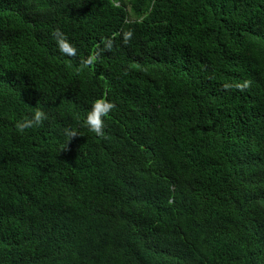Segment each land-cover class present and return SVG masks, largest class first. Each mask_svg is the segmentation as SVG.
I'll return each mask as SVG.
<instances>
[{
    "label": "trees",
    "instance_id": "16d2710c",
    "mask_svg": "<svg viewBox=\"0 0 264 264\" xmlns=\"http://www.w3.org/2000/svg\"><path fill=\"white\" fill-rule=\"evenodd\" d=\"M0 264H264V0H0Z\"/></svg>",
    "mask_w": 264,
    "mask_h": 264
},
{
    "label": "clouds",
    "instance_id": "9594fccd",
    "mask_svg": "<svg viewBox=\"0 0 264 264\" xmlns=\"http://www.w3.org/2000/svg\"><path fill=\"white\" fill-rule=\"evenodd\" d=\"M53 38L56 40L58 49L61 54L70 57H75L78 50L71 42L67 39L65 34L60 31V29L53 30ZM132 37V32L128 31L124 33L123 39L124 43H128ZM95 62V57L90 56L84 63L86 65H91ZM247 84L241 87L246 88ZM116 104L114 101L108 99L106 96H101L92 102L91 109L87 112L84 118V125L89 129L90 132L94 133L97 137H104L105 132L103 131L105 127V119L108 118L115 110ZM48 117L42 109H37L34 111L31 118H24L16 122V130L18 133H24L28 129L40 128L43 126L44 121ZM71 138H74L77 133L71 131L68 133Z\"/></svg>",
    "mask_w": 264,
    "mask_h": 264
}]
</instances>
